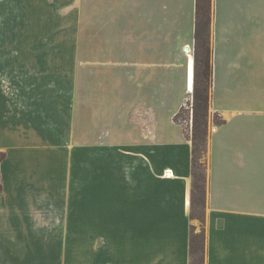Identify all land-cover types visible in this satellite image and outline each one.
Wrapping results in <instances>:
<instances>
[{"label":"crops","instance_id":"obj_1","mask_svg":"<svg viewBox=\"0 0 264 264\" xmlns=\"http://www.w3.org/2000/svg\"><path fill=\"white\" fill-rule=\"evenodd\" d=\"M79 4L66 9L51 5L56 14L49 15L47 3L32 8V0H0V119L8 133L23 136L18 138L23 144L51 149L52 167L54 152L65 156L66 142L83 143L89 137L73 129L77 113L65 118L60 114L55 93L69 94L70 86L22 79L35 67L41 69L40 61L53 60L58 66L55 61L71 60V52L57 51L56 46H77L70 36L80 29ZM196 4L88 1V17L81 23L92 31L87 44L101 46L103 52L105 47L116 50L112 56L91 52L88 60L123 65L117 78L125 80L126 87L133 84L132 96L147 94L167 107L160 115L155 108L140 110L143 120L149 114L152 124L142 123L148 131L144 139L135 136L130 141L134 148L127 156L116 146L91 150L97 173L93 225L103 230L97 238L104 241L91 251L89 264H192L190 230L197 225L191 218L193 142L174 116L195 91ZM212 11L210 104L225 123L213 124L208 143L204 255L207 264H264V0H213ZM63 12H72V18L66 15L63 21ZM46 45H53V51L47 52ZM30 65V71L25 69ZM125 66H131L126 73ZM167 68L185 69L174 90ZM63 70L52 75L78 76L74 68ZM132 125L137 129L138 117ZM170 126L180 139L171 136ZM57 142L63 150H57ZM8 155L1 164L5 185L0 191V264H32L35 249L43 254L50 248L49 227L47 233L38 230L51 222L53 175L45 184L33 183L19 164L8 165ZM103 163L112 165L107 183ZM23 169L29 175L30 168ZM10 179L15 190L7 192Z\"/></svg>","mask_w":264,"mask_h":264},{"label":"rangeland","instance_id":"obj_2","mask_svg":"<svg viewBox=\"0 0 264 264\" xmlns=\"http://www.w3.org/2000/svg\"><path fill=\"white\" fill-rule=\"evenodd\" d=\"M78 1H80L78 6V11L80 13L78 19L80 22V29L76 30V34L74 32V38L70 36L71 43L75 41V45L77 46H68L67 48H57L56 46L57 51L72 53L71 62L68 60L63 62L55 61L58 66H54L53 60L40 61L39 65L41 69H39V66L37 68L35 67V69L32 70L34 73L26 77L23 76L22 82L30 83L38 80L39 83L45 85L56 81L57 84L70 86L69 94L63 91L57 94L55 93L59 101H61L58 104L60 114L65 118V115H70L71 111L77 113V119L73 120V129L77 133H86L89 140L82 143L71 139L66 142L65 148L67 152H65V156L61 157L60 152H54V165L52 167L51 157L53 156V151L51 149L42 150L34 146L29 147L28 144H23V142H21L22 140L20 141L18 139L23 138V136L20 135L19 132L14 133V131H11L8 133L6 124L0 119V146L5 148L2 150L7 151L9 154L8 165L14 167L15 164H19L22 171L24 170L22 175L28 178L29 181L38 185L45 184L47 180L50 179L51 174L53 175L51 222L50 225L46 223L44 230H38L40 234L43 232L47 233V227H49L50 248L48 251L44 250V252H42L43 254L38 251L39 248L35 249V258L33 256L34 260L32 264L90 263L91 251L95 252L96 248H99L104 241L102 238H97V234H100L103 230H98L97 226L93 225L95 219L93 214L94 192L95 181H97V178L95 180V175L97 173L96 163L92 159L91 150L97 146L103 145L107 147L116 146L119 147L118 150L120 154L123 153L127 156L128 152L134 148L133 145H129L130 141L135 136L138 140L140 138L144 139L145 133L148 130H144L146 127L143 124L144 122L151 123V120L148 121L149 114L145 115L147 118L144 121V115L141 111H143V109L152 111V108H155L160 115V113L164 112L161 108H167L150 95L137 96L135 94V96H132L131 91H133V84L131 88L130 86L126 87V81L117 78L119 75L117 73L123 71V65L88 60L92 57L90 56L91 52L95 56H104L105 54L112 56V51H116L113 48L109 49V47H105L104 53L101 46L92 47V43L87 44V35L92 31L83 28L81 23L83 21L85 24L86 18L88 17L89 0H32V8H34L35 4L38 5L40 2L47 3L49 5V15H55L56 12L51 11L55 9V7H53L54 5H57L59 9H66L65 7L73 2L77 5ZM63 13V21L66 15L72 18V12ZM59 17H61V15ZM73 17L75 21L77 18L76 14ZM94 40L97 41L99 38L94 37ZM45 50L47 52L53 51V45H46ZM98 59H101V57H98ZM17 61L18 59H14V63ZM42 62L45 65H43ZM32 67L34 66H26L25 69L30 71ZM69 68H74L78 76L75 78H67L62 75L59 77L52 75L53 72L58 73L64 71L63 69L68 70ZM128 68H131V66H125V73L128 71ZM37 70L39 73H43V75L39 76V73H35ZM167 70H169V68H167ZM169 71H171L170 74L172 79L171 83L168 84H171L174 90L180 86L177 82V77L180 78L183 76L185 69L170 68ZM158 85L163 86L164 84H154V86ZM120 86L121 88H119ZM123 86L130 89L126 91V88L123 89ZM199 87L200 89H204L206 84L201 83ZM209 88H211V86H209ZM209 91H211V89ZM187 98L189 99H187L183 107L178 109L177 113L179 112L178 120L183 124L182 131H184V135L186 138H191L192 125L194 124L192 116L194 95L190 94ZM168 102L169 101H167V103ZM77 107L79 108L77 109ZM159 115L158 117L160 119ZM136 117H138V125L137 129H134L132 122L135 121ZM207 118V141L206 143L201 141L198 152V159L204 164V169L199 170V172H203L206 178H208V166L210 161L208 160L210 131L213 124H215V120L220 119V116L212 112L211 104L208 108ZM167 129L171 136L180 139L181 134L179 132L177 134L174 128L170 126ZM105 140L121 143L104 142ZM135 147L137 149L141 148V150L143 148L141 145ZM59 148L60 142H57V150H63ZM85 148L87 149V153H85ZM103 164L104 169L102 178L103 182H106L111 179L109 176L111 175V171L108 169L112 165ZM23 166H28L30 168L29 175L27 173L28 169H23ZM100 168H102V165ZM116 168L117 165H114V169ZM114 173L115 179L117 170L114 171ZM12 188L15 190L14 181L10 179V183L7 185V192ZM203 212H205L203 206H198L197 212L195 213V215L199 217L195 219L197 222L194 230L196 234L200 233L205 226L203 221L204 215H202ZM106 241L108 242V240ZM34 243L36 244L38 242ZM198 251H200L199 248ZM42 256L44 257L42 258ZM193 264H207L206 256L196 252Z\"/></svg>","mask_w":264,"mask_h":264},{"label":"trees","instance_id":"obj_3","mask_svg":"<svg viewBox=\"0 0 264 264\" xmlns=\"http://www.w3.org/2000/svg\"><path fill=\"white\" fill-rule=\"evenodd\" d=\"M212 4L213 0H197L196 4V39H195V91H194V108H193V125H192V173H193V195H192V207L191 218H199L195 215L198 206H203L205 209V195H207L206 189V175L199 170L204 169V164L198 159V152L200 149V143L207 141V126H208V108L210 106V90L211 86V74L212 63L211 56L212 50L210 45L211 39V22H212ZM201 83L206 84L204 89H200ZM217 116H220L216 113ZM179 112L175 114L174 120L177 124L183 126L178 120ZM225 123V119L220 116L219 120H215L216 125H222ZM6 151L0 150V191L4 189V185L1 179V164L6 159ZM201 182V183H200ZM204 213V212H203ZM202 213V215H203ZM203 218V217H202ZM204 221V220H203ZM195 226H192L190 230L191 237V260L195 258L196 252L204 254L205 242H206V227H203L200 233H195ZM198 248L200 251H198Z\"/></svg>","mask_w":264,"mask_h":264},{"label":"bare ground","instance_id":"obj_4","mask_svg":"<svg viewBox=\"0 0 264 264\" xmlns=\"http://www.w3.org/2000/svg\"><path fill=\"white\" fill-rule=\"evenodd\" d=\"M192 73H193V62L191 61V73H190V86H191V88L193 87V84H192Z\"/></svg>","mask_w":264,"mask_h":264}]
</instances>
